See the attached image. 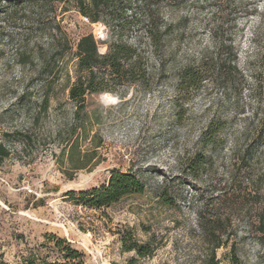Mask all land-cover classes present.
I'll use <instances>...</instances> for the list:
<instances>
[{"label":"rangeland","instance_id":"1","mask_svg":"<svg viewBox=\"0 0 264 264\" xmlns=\"http://www.w3.org/2000/svg\"><path fill=\"white\" fill-rule=\"evenodd\" d=\"M149 1L163 32L155 46L137 7L112 35L70 2L0 0L5 264L58 259L54 237L82 252L86 264H264V144L256 142L264 118V0ZM221 18L223 53L213 36ZM88 33L101 52L113 36L137 45L147 71L138 83L88 93L81 108L69 89L76 44ZM203 60L202 88L179 90V70ZM213 121L222 130L207 145ZM198 156L205 162L190 169ZM114 170L136 174L145 191L101 209L76 201ZM129 240L152 252L127 251Z\"/></svg>","mask_w":264,"mask_h":264},{"label":"trees","instance_id":"2","mask_svg":"<svg viewBox=\"0 0 264 264\" xmlns=\"http://www.w3.org/2000/svg\"><path fill=\"white\" fill-rule=\"evenodd\" d=\"M73 4L76 11H78L83 17H86L91 23H103L113 33L116 31L115 26H123L128 22L127 10L133 7H137L141 10L143 18L140 19L145 34L150 39L152 46L157 45L162 41L163 32L161 31V25L154 22L152 19L154 16V7L156 2L150 3L149 0H142L141 4L138 0H56V2ZM55 2V1H53ZM135 4V6H133ZM222 25L214 27L213 36L217 38L218 44L216 48L221 53L224 52V43L222 38L223 27L222 18L218 22ZM145 23V24H144ZM104 44L103 42H101ZM105 45V51L101 52L99 47V41L92 33H88L80 37L76 44V73L77 78L69 89V97L75 101L78 107L83 108L85 104V97L88 93L99 92H112L115 86L126 85L129 83H138L140 73L144 74L147 71L146 63L143 62L139 48L137 45H133L128 41L119 38V36H113ZM201 67H193L192 65H185L179 70L177 76L178 88L181 91L189 93L190 91H198L202 88L206 73L209 66L204 62ZM217 73L219 78L222 79L224 69H226L221 57L217 64ZM233 69H236L235 67ZM232 71L229 69L228 73ZM225 80V78H224ZM260 83V80H259ZM108 96H105V98ZM264 117V115H263ZM262 130L257 136L256 142L264 144V118L260 121ZM214 121L209 126V143L212 144V139L222 130V126H214ZM263 140L262 142H260ZM2 154L7 155L5 149L1 147ZM195 163L192 162L190 169L197 170L198 165L205 162L203 158L198 156L195 159ZM194 172V171H192ZM145 191V184L143 181L133 172H123L120 170H114L108 181L101 185L92 187L89 190L82 191L78 194L76 201L80 204L83 203L94 209H101L108 207L114 203L119 202L126 196L132 194H142ZM53 244L58 250L59 258L44 262L43 264H86L84 261L83 253L78 249L72 247L64 239L55 238ZM126 250L137 251L139 256H146L152 252V249L147 244H140L137 241L129 240L125 243ZM132 259L129 264H134ZM0 264H5L0 261Z\"/></svg>","mask_w":264,"mask_h":264}]
</instances>
